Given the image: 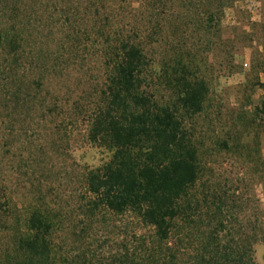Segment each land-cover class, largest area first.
Listing matches in <instances>:
<instances>
[{"label": "trees", "instance_id": "obj_1", "mask_svg": "<svg viewBox=\"0 0 264 264\" xmlns=\"http://www.w3.org/2000/svg\"><path fill=\"white\" fill-rule=\"evenodd\" d=\"M240 1L0 0L2 158L16 153L18 132L41 128L64 139L79 126V136L107 154L84 176V215L109 210L152 230L143 256L127 252L125 264H191L181 254L186 217L211 196L216 225L192 264H258L256 236L219 239L236 222L229 193L198 191L199 148L186 124L205 109L209 75L236 72V52L254 41L255 31L225 26L227 9ZM261 47L252 66L264 74ZM45 199L0 194V264L69 263L56 240L58 211Z\"/></svg>", "mask_w": 264, "mask_h": 264}, {"label": "rangeland", "instance_id": "obj_2", "mask_svg": "<svg viewBox=\"0 0 264 264\" xmlns=\"http://www.w3.org/2000/svg\"><path fill=\"white\" fill-rule=\"evenodd\" d=\"M261 2L243 0L227 9L225 26L241 34L255 31L254 41L236 52V72L216 70L209 75L205 109L186 122L199 148L198 191L204 197L228 192L226 204L235 214L236 222L219 231V239L226 243L232 236H256L258 264H264V75L253 70L252 58L263 59L256 48L261 51L264 45V25L253 28L264 22ZM39 129L11 136L15 154L2 158L0 153V194L15 201L27 197V203L45 197L44 203L58 211L56 240L62 254L71 255L70 264H125L127 252L142 257V238L152 237L150 228L130 215L104 209L91 217L84 215L90 197L84 176L104 164L107 154L80 137L79 126H69V137L63 135L64 139ZM214 209L211 196L186 217L190 235L181 254H189L191 264L205 232L216 225L210 216Z\"/></svg>", "mask_w": 264, "mask_h": 264}, {"label": "crops", "instance_id": "obj_3", "mask_svg": "<svg viewBox=\"0 0 264 264\" xmlns=\"http://www.w3.org/2000/svg\"><path fill=\"white\" fill-rule=\"evenodd\" d=\"M262 75H264V74H262ZM261 76V75H260ZM262 77V76H261Z\"/></svg>", "mask_w": 264, "mask_h": 264}]
</instances>
